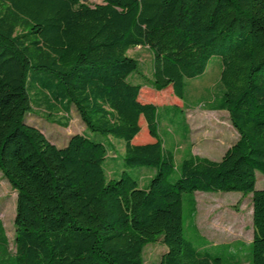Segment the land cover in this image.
<instances>
[{
  "label": "trees",
  "instance_id": "trees-1",
  "mask_svg": "<svg viewBox=\"0 0 264 264\" xmlns=\"http://www.w3.org/2000/svg\"><path fill=\"white\" fill-rule=\"evenodd\" d=\"M137 46L152 55L148 83L131 81ZM212 57L219 93L202 106L226 111L237 139L217 161L189 150L177 164L153 90L170 87L183 108L186 80ZM32 79L49 114L74 108L86 133L58 147L25 123ZM140 118L152 141L134 143ZM110 138L123 143L112 178ZM141 169L143 185L129 173ZM0 171L16 192L14 252L0 221V264H143L157 240L158 264H240L183 237L182 195L196 191L250 194L249 264H264V0H0Z\"/></svg>",
  "mask_w": 264,
  "mask_h": 264
},
{
  "label": "rangeland",
  "instance_id": "rangeland-1",
  "mask_svg": "<svg viewBox=\"0 0 264 264\" xmlns=\"http://www.w3.org/2000/svg\"><path fill=\"white\" fill-rule=\"evenodd\" d=\"M80 1L88 5L101 3V0ZM128 55L138 62V72L132 75L131 81L139 84L148 83L151 80L152 71L150 51L146 47L137 46L130 49ZM219 72L220 61L217 57H212L202 75L187 79L184 100L187 105L183 108L174 106L175 104L182 106V103L172 94L170 87L163 91L153 90L156 97L152 100L158 107V134L163 140L164 147L173 151L177 164L187 156L189 150L192 154L217 161L237 139V132L231 125L226 111L207 110L202 106L204 101L210 100L213 95L216 96L219 93ZM29 86L32 107L24 117L25 123L37 127L51 143L58 147L64 146L71 135L86 133L74 108H70L68 118L55 110L49 114L50 112L46 109L47 101L42 98L47 92L42 91L35 79L29 81ZM144 92L142 90L140 93L142 100H151L146 97L151 92L149 90ZM51 101L54 102L52 99ZM66 119L68 123L64 126L60 122H65ZM139 124L140 131L134 143L152 141L143 118H140ZM110 142L111 149L114 151L110 150L105 169L107 176L112 178L116 176L118 159L121 160L123 157V143L111 138ZM129 173L139 178L141 185L151 175L147 169L132 170ZM255 177V189H262L264 177L258 171ZM182 198L183 237L196 250L218 257L223 263H250L252 257L250 241L253 232L250 194L243 195L237 191H196L183 193ZM15 200L16 192L0 171V221L7 238V248L11 254L14 252ZM164 251L165 247L160 240L148 243L142 252L143 264H158Z\"/></svg>",
  "mask_w": 264,
  "mask_h": 264
},
{
  "label": "crops",
  "instance_id": "crops-1",
  "mask_svg": "<svg viewBox=\"0 0 264 264\" xmlns=\"http://www.w3.org/2000/svg\"><path fill=\"white\" fill-rule=\"evenodd\" d=\"M250 208H251V211H252V207L250 206ZM252 238V237H251Z\"/></svg>",
  "mask_w": 264,
  "mask_h": 264
}]
</instances>
